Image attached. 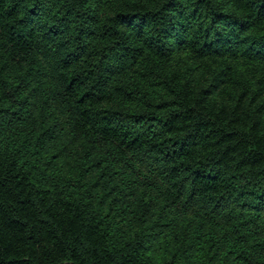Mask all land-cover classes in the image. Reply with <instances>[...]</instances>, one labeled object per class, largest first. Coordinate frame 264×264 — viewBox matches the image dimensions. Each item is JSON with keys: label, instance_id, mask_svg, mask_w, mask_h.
<instances>
[{"label": "trees", "instance_id": "trees-1", "mask_svg": "<svg viewBox=\"0 0 264 264\" xmlns=\"http://www.w3.org/2000/svg\"><path fill=\"white\" fill-rule=\"evenodd\" d=\"M0 264H264V0H0Z\"/></svg>", "mask_w": 264, "mask_h": 264}]
</instances>
